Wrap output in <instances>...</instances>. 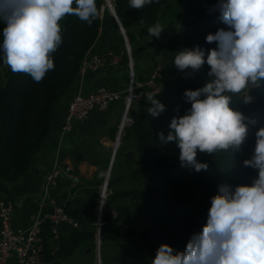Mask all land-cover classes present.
I'll use <instances>...</instances> for the list:
<instances>
[{"label":"trees","instance_id":"trees-1","mask_svg":"<svg viewBox=\"0 0 264 264\" xmlns=\"http://www.w3.org/2000/svg\"><path fill=\"white\" fill-rule=\"evenodd\" d=\"M174 1L183 8L180 16L163 24L165 10L173 0H153L152 4L139 10L129 7V0H114L134 58L158 45L163 53V75L165 72L171 84L164 87L160 96L154 97L165 105L158 117L148 112L151 107L148 98L130 108L129 115L135 122L125 127L122 139L129 142L135 158L132 161L122 159L125 148L118 151L109 182L112 192L102 216L104 222L113 221L116 226L127 227L124 236L115 237L102 228V264H143L136 258L141 253H146L144 261L152 264L162 244L171 246L174 253L184 251L191 236L199 233L207 223L218 186L230 185L234 192L236 186L251 184L257 176V171L245 167L243 162L253 154L256 131L264 127V80L249 89L250 103H244L242 96L232 97L230 107L247 118L248 132L240 149L214 154L198 150L197 160L206 163L207 170L197 172L191 166L182 165L177 144L166 142L172 118L183 116L191 108V103L184 97L185 90L202 87L209 79L210 70L205 63L199 70L181 71L174 65L175 55L182 49L199 46L204 50L206 60L208 52L218 47L216 42L207 43L206 36L219 29L230 30L215 8L219 0ZM105 5L106 0H97L100 14L91 25L75 15H66L60 21L63 43L51 54L55 68L39 83L28 74L13 73L4 64L2 32L5 24L0 22V67L6 71V79L0 77V183L15 182L23 177L45 146L53 114L67 91L78 82L82 62L99 38L104 17L109 14ZM113 20L119 28L114 16ZM157 22L164 31L159 38H151L148 28ZM122 62L129 63L126 52ZM160 133H163L164 141L160 139ZM99 203L98 197H75L64 205L69 216L80 224H89V229L69 232L57 239L51 233L50 223H44L47 252L50 240L54 238L58 247L56 253L60 256L69 257L78 250L90 249L88 264H95ZM111 208L117 211L115 218ZM138 242L141 243L140 250L135 249ZM47 252L44 259H52Z\"/></svg>","mask_w":264,"mask_h":264},{"label":"clouds","instance_id":"clouds-1","mask_svg":"<svg viewBox=\"0 0 264 264\" xmlns=\"http://www.w3.org/2000/svg\"><path fill=\"white\" fill-rule=\"evenodd\" d=\"M153 0H129V7L142 9ZM75 5V7H73ZM230 30L219 29L206 36L217 49L205 52L199 46L182 49L174 59L177 69L199 70L209 65L207 82L185 90L191 108L173 117L166 142L180 149L182 165L195 171L207 170L197 152L214 154L240 149L247 136V119L230 107L233 95L250 103L249 89L264 80V0H219L215 6ZM100 10L97 0H0L3 28V62L13 73H25L39 83L54 70L52 53L63 43L60 21L75 15L91 25ZM164 31L157 22L148 28L149 37ZM149 95L148 112L158 117L165 105ZM204 97V98H201ZM160 139L165 140L163 133ZM252 156L244 166L257 171L251 184L219 185L212 197L207 223L194 233L182 252L162 244L152 264H264V127L256 133Z\"/></svg>","mask_w":264,"mask_h":264},{"label":"crops","instance_id":"crops-1","mask_svg":"<svg viewBox=\"0 0 264 264\" xmlns=\"http://www.w3.org/2000/svg\"><path fill=\"white\" fill-rule=\"evenodd\" d=\"M157 46L154 45V47ZM126 48V41L120 26L119 28L116 27L111 13L107 14L104 17V24L99 38L91 49L92 52L112 51L125 54ZM151 51V49L146 50L139 58H134V69L135 65L137 66V70H134L137 80L144 81L149 76L148 72L151 73L155 63L159 59L163 61V53L161 51L157 50L156 53H151ZM129 78V64L121 62L119 66L106 65L98 71L88 69L83 76H80L76 85L67 91L53 114L52 128L45 146L34 157L28 172L18 181L7 184L0 183V195L16 203L13 219L15 227L27 228L32 224L33 218L37 214L53 209L50 200L42 198L41 190L44 178L53 166L55 159L61 160L64 164L73 165L81 181L74 184L71 179L63 176L60 185L53 190L50 197L55 198L57 203L62 206L75 197L84 199L98 197L100 202H104V206L106 205L112 192L109 182L112 169L117 162V154L110 171V177H108L109 180H106L123 118L125 90L128 88ZM100 86L121 91L122 98L115 101L106 111H92L85 120L76 121L73 129L63 134L62 126L66 120L70 100L79 91L88 93ZM123 148H125V152L121 154L122 159L126 158L128 161H132L126 156V151L131 148L129 142H124L121 139L118 151ZM105 187L106 189H104ZM110 210L116 217L117 211L113 208ZM98 223L97 221L96 225ZM100 225L102 228L108 229L107 233L112 235V237L117 235L124 236V225L116 226L113 221H102ZM83 228L89 229L90 225L82 223L81 228H76L73 224L63 221L60 223V235L55 238L58 239L66 233L82 230ZM1 230L2 222L0 221V235ZM53 240L56 239L50 240L48 252L46 248L47 255L51 254L53 258L44 259L41 264L89 263L87 253L90 249H81L69 257H63L56 253L58 247L55 246ZM98 255H100L101 259V244L98 250L96 239L95 264L98 262Z\"/></svg>","mask_w":264,"mask_h":264},{"label":"built area","instance_id":"built-area-1","mask_svg":"<svg viewBox=\"0 0 264 264\" xmlns=\"http://www.w3.org/2000/svg\"><path fill=\"white\" fill-rule=\"evenodd\" d=\"M105 6L112 11L111 8L114 6V0H106ZM126 54L129 58L128 64L131 71L128 46L126 48ZM123 56L124 53H114L112 51L92 52V50H90L82 62L80 75L83 76L88 69L98 71L106 65L119 66L123 60ZM163 71V61L157 64L156 68L144 81L137 80L135 78L134 69L131 71L130 83L125 90L124 112L118 135L123 125L131 123L130 119L132 117L129 115V112L132 106L148 98L149 95L157 97L163 93ZM121 98V91L113 90L106 86H100L96 90L88 93H84L83 91L77 92L69 102L66 120L62 126L63 134L72 130L76 121L85 120L92 111H106L115 101ZM129 125L131 124L127 126ZM119 141L117 137L116 145L120 144ZM63 176L71 179L74 184L81 181L73 165L64 164L61 160L55 159L53 166L49 169L44 178L41 190L42 198L44 200H50L53 209L37 214L33 218L32 224L27 228L14 226L13 219L16 211V203L0 195V221L2 222L0 235V264H41L44 260L46 251V235L43 230V225L46 222L50 223L51 233L54 237L60 235V223L63 221L73 224L76 228H81L80 222L69 216L64 206L58 204L55 198L50 197L53 190L60 185ZM104 189H106V187ZM103 209L104 202H100L98 205L99 223L97 225V234L101 231V235L102 227L100 223L102 222ZM113 217L115 218L114 214ZM126 227L127 226L124 225V228Z\"/></svg>","mask_w":264,"mask_h":264},{"label":"rangeland","instance_id":"rangeland-1","mask_svg":"<svg viewBox=\"0 0 264 264\" xmlns=\"http://www.w3.org/2000/svg\"><path fill=\"white\" fill-rule=\"evenodd\" d=\"M182 6L184 7L183 4H182ZM182 9H183V8L181 7V5H180L179 3H177V1H174V0H173V2L171 3V6H170L168 9L165 10V15H164V18H163V24L168 23L170 20H175V19L177 20V19L179 18V16H180V11H181ZM108 11H109V13H111L109 8H108ZM149 49L152 50L151 53H154V52L156 53L157 50H159V46H157V47L152 46V47L149 48ZM149 49H148V50H149ZM148 53H149V52H148ZM133 57H134V56H133ZM147 61H148V60H147ZM157 61H158V60H157ZM160 62H161V60L159 59V61L155 63V65H154L152 71L156 68L157 64L160 63ZM134 70H135V69H134ZM152 71H151V72H152ZM130 73H131V71H130ZM148 75H150L149 72H148ZM0 77L3 78V79H6V71H5V68L2 67V66L0 67ZM147 78H148V76H147ZM147 78H146V79H147ZM129 83H130V78H129ZM129 83H128V86H129ZM162 83H163L164 87H167L168 85L171 84V81H170L169 78L166 76L165 72H164V75L162 76ZM140 245H141V243L138 242V243L136 244V248H135V249L140 250ZM137 254H138V253H137ZM145 256H147L146 253H141V254H138V256H137L136 258H137V260L140 261L141 263H143V264H147V261H146V262L144 261V260H146V257H145Z\"/></svg>","mask_w":264,"mask_h":264},{"label":"water","instance_id":"water-1","mask_svg":"<svg viewBox=\"0 0 264 264\" xmlns=\"http://www.w3.org/2000/svg\"><path fill=\"white\" fill-rule=\"evenodd\" d=\"M103 9H104V7H103ZM111 10H112V11H110V12H111V13L113 14V16L116 18V20H117V22H118V24H119V26H120L122 32L124 33V38H125V41H126V45L128 46L129 53H130V54H129V57H130V60H131V71H132V70L134 69V57H133V53H132V52H133V51H132V45H131V42H130L129 36H128L127 31H126L125 27L123 26V24H122V22H121V20H120V18H119V16H118V14H117V11H116V9H115V6H112ZM130 122H131V123H128V124H132V123H134V122H135V119H134V118H131V119H130ZM128 124L123 125V127L121 128V131H120V133H119V135H118V138H119V140H120L119 142H121V138H122V135H123V133H124V129H125V127H126ZM119 146H120V144L116 145V147H115V149H114V154H113V157H112V160H111L110 170H109V173H108L107 177H110V171H111V169H112V167H113V163H114V160H115V157H116L117 151H118V149H119ZM126 156L128 157L129 160H133V159H134V151H133L132 149H128V150L126 151ZM100 244H101V231H99L98 234H97V249H98V250H99ZM97 261H98V264H102V263H101V259H100V255H98Z\"/></svg>","mask_w":264,"mask_h":264},{"label":"bare ground","instance_id":"bare-ground-1","mask_svg":"<svg viewBox=\"0 0 264 264\" xmlns=\"http://www.w3.org/2000/svg\"><path fill=\"white\" fill-rule=\"evenodd\" d=\"M109 179H108V177H107V180L106 181H108ZM106 186V185H105Z\"/></svg>","mask_w":264,"mask_h":264}]
</instances>
